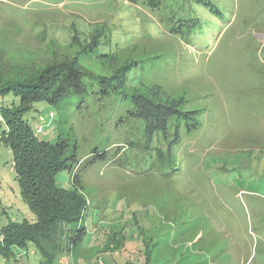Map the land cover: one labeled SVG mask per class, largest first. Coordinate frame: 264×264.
<instances>
[{
  "label": "rangeland",
  "instance_id": "1",
  "mask_svg": "<svg viewBox=\"0 0 264 264\" xmlns=\"http://www.w3.org/2000/svg\"><path fill=\"white\" fill-rule=\"evenodd\" d=\"M211 1L223 14L202 8L186 37L169 33L167 14L125 0H0L3 79L72 60L109 78L132 68L108 96L93 81L82 99L27 114H38L40 139L75 144L79 161L107 151L79 173L87 230L64 251L72 264H264V37H254L264 0ZM126 90H157L196 113L169 120L145 148ZM76 166L56 174L59 187L71 188ZM25 218L35 216L0 142V227ZM0 262L43 264L32 253Z\"/></svg>",
  "mask_w": 264,
  "mask_h": 264
},
{
  "label": "trees",
  "instance_id": "2",
  "mask_svg": "<svg viewBox=\"0 0 264 264\" xmlns=\"http://www.w3.org/2000/svg\"><path fill=\"white\" fill-rule=\"evenodd\" d=\"M125 1L155 9L161 15L167 14L168 22L172 23L169 33L186 37L202 8L216 15L223 14L211 0ZM131 69L123 70L122 66L113 78H109L95 75L72 60L47 65L29 78L6 80L0 76V120L4 123L0 142L12 153L15 179L28 209L35 216L33 221L11 219L0 227L1 259L19 261L32 253L37 254L43 264H61L64 251L76 250L87 230L83 222L87 205L80 192L79 173L107 157L106 150L94 148L89 157L79 161L75 144L70 148L60 135L54 142L40 139L39 134L44 130L38 122V114L29 118L27 114L39 112V109H34L38 103L56 107L73 97L82 99L89 85H96L93 81L98 84L102 96H108L130 80ZM156 91H127L124 94L127 101L125 115L144 121L145 148L150 147L157 132L167 133L169 120L193 117L196 113L195 110L183 112L177 100H162ZM6 97L10 100L4 102ZM50 115L53 113L50 112L48 118ZM33 119L34 123L31 122ZM176 128V133H179L178 126ZM133 146L130 144L129 148ZM164 157L165 153L156 149V159L161 162ZM74 164L77 166L71 178V188L59 187L56 174L70 170Z\"/></svg>",
  "mask_w": 264,
  "mask_h": 264
},
{
  "label": "built area",
  "instance_id": "3",
  "mask_svg": "<svg viewBox=\"0 0 264 264\" xmlns=\"http://www.w3.org/2000/svg\"><path fill=\"white\" fill-rule=\"evenodd\" d=\"M60 263L61 264H72L67 258H63Z\"/></svg>",
  "mask_w": 264,
  "mask_h": 264
},
{
  "label": "water",
  "instance_id": "4",
  "mask_svg": "<svg viewBox=\"0 0 264 264\" xmlns=\"http://www.w3.org/2000/svg\"><path fill=\"white\" fill-rule=\"evenodd\" d=\"M254 37L260 42L264 35L261 34H254Z\"/></svg>",
  "mask_w": 264,
  "mask_h": 264
},
{
  "label": "crops",
  "instance_id": "5",
  "mask_svg": "<svg viewBox=\"0 0 264 264\" xmlns=\"http://www.w3.org/2000/svg\"><path fill=\"white\" fill-rule=\"evenodd\" d=\"M1 264V263H0Z\"/></svg>",
  "mask_w": 264,
  "mask_h": 264
}]
</instances>
